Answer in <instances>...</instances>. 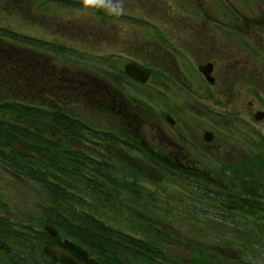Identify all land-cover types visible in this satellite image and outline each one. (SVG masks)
Returning <instances> with one entry per match:
<instances>
[{
	"label": "flooded vegetation",
	"instance_id": "obj_1",
	"mask_svg": "<svg viewBox=\"0 0 264 264\" xmlns=\"http://www.w3.org/2000/svg\"><path fill=\"white\" fill-rule=\"evenodd\" d=\"M174 1L165 22H147L167 32L137 35L128 40L135 50L103 54L100 83L70 78L75 92H90L83 103L47 96V79L57 90L61 80L44 69L24 70L29 91L20 103L8 98L19 72L0 79V106L25 108L0 109V264L19 263L9 248L15 238L39 245L50 264L61 263L45 246L79 264H264V221L254 225L264 219V0ZM123 16L107 10L102 23L121 25ZM81 104L97 109L80 114ZM255 196L262 210L254 214ZM34 203L41 228L30 225ZM49 207L54 234L45 231Z\"/></svg>",
	"mask_w": 264,
	"mask_h": 264
},
{
	"label": "rangeland",
	"instance_id": "obj_2",
	"mask_svg": "<svg viewBox=\"0 0 264 264\" xmlns=\"http://www.w3.org/2000/svg\"><path fill=\"white\" fill-rule=\"evenodd\" d=\"M71 1H73V9L68 10L56 5L46 6L41 2V4L38 3L33 6V9L36 10V12H30L29 10L31 9V2H35V0H25L24 5L26 8L23 10L16 9L14 5L7 6L8 9L0 8V27L9 29L25 37L32 38L38 42L55 44V49L61 46L66 49L64 51L50 50V54L46 52L42 53V64H40V55H37L35 52H32L30 54L25 50L16 51L15 48L10 47L7 48L9 50L7 58H4L0 54V79L6 76L10 77L11 75L19 72V74L17 75V85H12L14 87V90L13 88H10L12 91L17 90V94L13 95L11 93L10 97L16 99L18 103H20L22 99H24V101H27L26 95L29 90H27L25 87L26 82L23 84L22 80L25 78L22 74L27 68L28 70H33L34 72H42L41 70L44 69L43 71L45 74L50 73L52 75H55L60 80L62 79L60 85L61 88L64 89H67V85L70 87L72 81H68V84H66L65 82H67L66 80H70L72 76H76L77 81L86 82H89L90 80L94 81L91 78H94L95 76L96 81L94 82L100 83V75H94L92 72H94L96 67H98L99 70L101 69L103 54L106 52H115L119 50H122L123 52L135 50L134 47H131V44L128 40H131L137 35H151V32H156L158 29L160 31L167 32V28L164 27V25L154 27L148 25L147 22L155 18H161L165 22L167 18L166 13L168 12L167 9L169 8L168 3H175L173 0H84L88 1L89 4L92 2H104L107 8H113L117 12H121L126 20L132 22H135V20L140 21L137 22L138 25H135L134 23H122L128 24V26H121L122 24L120 26H104L102 21L99 20L101 19V17L98 16V14L101 15L102 12L101 6L92 3V5L100 9H96L93 13H90V16H88L80 11V9H84V7H81L78 4H74L82 0ZM179 1L182 2L181 0ZM4 10H6V12L11 11V13L13 14L1 12ZM169 12H171V9H169ZM91 15H94V17H92ZM98 20L100 22H97ZM123 36H127L128 38L120 40V37ZM142 49L146 48L142 47ZM68 50H74L75 52H72L70 54H77L76 57L78 56L79 59L80 56H82L83 58H88L89 60L85 62L81 60H78L76 62H69V65L66 63H60L53 58L54 55L68 54ZM74 55L72 56L74 57ZM96 77H98L99 79H97ZM52 81L53 77L50 79V81L47 79V83L51 86ZM44 84L46 87V83ZM50 85L48 86V88H50ZM4 86L5 84H0V87ZM78 90L84 89L82 88V86H77V91ZM94 92L96 94V98L93 99H101L100 89L94 90ZM35 93H37V91H35ZM74 98L76 100L82 101V97H79L78 92H76V96ZM95 109H97V106L95 107V105L93 104H90L89 107L84 106V104H81V106L78 105V112L80 114H91L92 111H95ZM3 110L6 114L12 115V112L10 110ZM258 169L259 167H255L253 172L254 180L252 182V187L255 194L261 192V189L263 187L262 184L255 183L257 181H260V178L258 176L262 175L260 173L262 172V169ZM253 203L254 205H256L255 210L253 211L254 214L257 212V210H262V201L257 199V196H255ZM29 205L33 206V210L35 212L32 211V209H30L29 207L28 210L33 213V216H36L30 219V225L39 228L44 221V218H41V215H39L40 213L38 214L40 206L38 203ZM46 205L54 206V201L51 200L47 202ZM52 210L53 209L49 207L48 214L46 215H48L51 222H54ZM261 221H264V219H262V216L259 215L258 218L254 219V225ZM25 242L26 241L24 240V243ZM20 243H22V241L15 238L13 240V244L9 247L12 251V254L14 255V258L16 257V254L23 255L26 253L25 248H23ZM35 246L34 244H30V247H33L36 250ZM33 254L37 256L36 252H33ZM38 263L36 261L34 262V264ZM5 264L12 263L8 261Z\"/></svg>",
	"mask_w": 264,
	"mask_h": 264
},
{
	"label": "trees",
	"instance_id": "obj_3",
	"mask_svg": "<svg viewBox=\"0 0 264 264\" xmlns=\"http://www.w3.org/2000/svg\"><path fill=\"white\" fill-rule=\"evenodd\" d=\"M24 1L25 0H0V8L2 9H8L7 6H12L14 5V7L16 9H25V5H24ZM42 4L44 3V5L46 6H61L65 9H73V1L71 0H35V2H31L30 5V12H36V10L33 9V6L36 4ZM47 2V3H46ZM79 6L83 7L82 4H79ZM72 8H71V7ZM9 11V10H7ZM3 13H10V12H6V10L1 11ZM48 46H53L50 44H47L45 42H38L32 38L29 37H25L21 34L15 33L9 29L6 28H2L0 27V51H2V53H5L3 55L4 58H7V55L9 53V50L7 48H15L16 51L19 50H39V51H43L48 49ZM27 47V49H26ZM7 49V50H6ZM6 50V51H5ZM64 51L66 49L59 47L56 49V51ZM64 80V79H63ZM62 81V79H61ZM47 87V86H46ZM78 92L79 97H82V99L84 100V98L88 97L87 92L85 90H78L76 91ZM76 92L71 89L70 87H67V89L61 88L60 90L57 89H53L50 90L49 88L45 89V93L47 96H50L52 100L54 99H62V100H70L71 98L74 97V95L76 96ZM69 97V98H68ZM81 101V100H80ZM1 108L5 109V110H10L15 114L21 113L23 114V110H25V108H23V106L21 105H11V104H4L3 106H1ZM28 114H32V115H37L39 113L38 109L36 108H28ZM47 115H54V112H46ZM53 123H55V120H49ZM257 183V182H255ZM253 211L255 210V208L252 209ZM21 246L23 248H25V254H23V257L25 258V264H34V262L36 261L41 262L42 263V259L40 256H42L40 250L38 248H36V250L33 247H30V245L28 243H21ZM33 252L37 253V256H35L33 254ZM38 263V264H41Z\"/></svg>",
	"mask_w": 264,
	"mask_h": 264
},
{
	"label": "water",
	"instance_id": "obj_4",
	"mask_svg": "<svg viewBox=\"0 0 264 264\" xmlns=\"http://www.w3.org/2000/svg\"><path fill=\"white\" fill-rule=\"evenodd\" d=\"M137 71H139V70H137ZM16 149L21 155H23L25 157L38 158L34 153H32L31 151H29V150H27V149H25L23 147L17 146ZM119 156L122 159H124L125 161H127L128 163H130L131 165L136 166L138 168H141L143 171H145L150 176L155 177V173H153L151 171V169L146 168L143 164L139 163L137 160L133 159L129 155L120 152ZM46 229L48 231L52 232V230L50 228H46ZM67 245L71 249H74L75 251H77L83 258L88 259L87 258V254L82 249H80L76 245H74L72 243H69V242H67ZM44 250H45V253L49 257H51L55 261L61 262L62 264H79L69 253H67L66 251H64V250H62L60 248L47 246V247H45ZM88 262L90 264H97V263H92L91 261H88Z\"/></svg>",
	"mask_w": 264,
	"mask_h": 264
},
{
	"label": "bare ground",
	"instance_id": "obj_5",
	"mask_svg": "<svg viewBox=\"0 0 264 264\" xmlns=\"http://www.w3.org/2000/svg\"><path fill=\"white\" fill-rule=\"evenodd\" d=\"M41 264H49V263H48V262H46V261H43V260H42V263H41Z\"/></svg>",
	"mask_w": 264,
	"mask_h": 264
}]
</instances>
